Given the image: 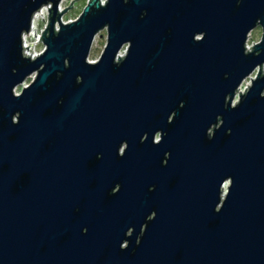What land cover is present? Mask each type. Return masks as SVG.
<instances>
[{
  "label": "water",
  "instance_id": "1",
  "mask_svg": "<svg viewBox=\"0 0 264 264\" xmlns=\"http://www.w3.org/2000/svg\"><path fill=\"white\" fill-rule=\"evenodd\" d=\"M61 1L0 0V264H264V0Z\"/></svg>",
  "mask_w": 264,
  "mask_h": 264
},
{
  "label": "built area",
  "instance_id": "2",
  "mask_svg": "<svg viewBox=\"0 0 264 264\" xmlns=\"http://www.w3.org/2000/svg\"><path fill=\"white\" fill-rule=\"evenodd\" d=\"M66 0H62L58 5V12H62L65 8L62 6ZM89 0H87L88 2ZM104 0H101V3L104 4ZM51 5H47L45 7H42L38 12H36L33 16L30 32L27 35L22 36V44H23V52L25 55L30 56L31 59L37 57L39 54L43 53L45 47L42 44V41L39 40V38L42 36V31H44L47 27L48 23V8H50ZM64 16V15H63ZM61 23L67 24L72 21H66L64 18H61ZM55 30H59L58 23L55 24ZM249 38V37H248ZM249 39H247L246 43V50L251 51L250 47H253L252 45L248 44ZM32 46H29L31 45ZM255 45V44H254ZM28 47V49H26ZM32 48V52H29V50ZM38 48V49H37ZM121 55V54H120ZM255 76V75H254ZM253 74L250 76V78H247L239 87L238 91L240 93H244L245 89L248 88L251 84V78H254ZM249 81V83H248ZM238 92V93H239Z\"/></svg>",
  "mask_w": 264,
  "mask_h": 264
},
{
  "label": "rangeland",
  "instance_id": "3",
  "mask_svg": "<svg viewBox=\"0 0 264 264\" xmlns=\"http://www.w3.org/2000/svg\"><path fill=\"white\" fill-rule=\"evenodd\" d=\"M73 0H66L64 2V4H62V6L64 8H68L70 3L72 2ZM105 1V0H104ZM87 3V0H75L72 2V8L70 10H68L64 16H62L64 18V20L66 21H74L75 19H77V17L80 15V13L82 12L84 6L86 5ZM61 17V18H62ZM261 38V29L257 28L255 30H253L249 36V41H248V44L249 45H252V44H256L259 42ZM105 43H106V31L103 30L101 31L97 36H96V39L93 43V46L91 48V51H90V55H89V61L90 62H95L101 55L103 49H104V46H105ZM38 49V48H37ZM125 49L122 50L121 52V56H123L124 54V51ZM255 75V73L253 74V76ZM32 79H28L25 83H24V86H28L29 83L31 82ZM249 83V81H248ZM21 88L22 87H18L16 89V94H19L20 91H21Z\"/></svg>",
  "mask_w": 264,
  "mask_h": 264
},
{
  "label": "bare ground",
  "instance_id": "4",
  "mask_svg": "<svg viewBox=\"0 0 264 264\" xmlns=\"http://www.w3.org/2000/svg\"><path fill=\"white\" fill-rule=\"evenodd\" d=\"M38 12V11H37ZM30 32V31H29ZM29 34V33H28Z\"/></svg>",
  "mask_w": 264,
  "mask_h": 264
}]
</instances>
